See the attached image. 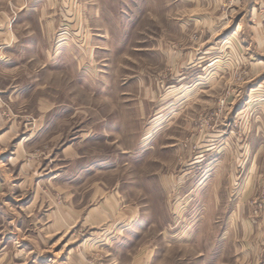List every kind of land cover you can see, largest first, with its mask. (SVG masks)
Listing matches in <instances>:
<instances>
[{
    "label": "rangeland",
    "instance_id": "1",
    "mask_svg": "<svg viewBox=\"0 0 264 264\" xmlns=\"http://www.w3.org/2000/svg\"><path fill=\"white\" fill-rule=\"evenodd\" d=\"M0 264H264V0H0Z\"/></svg>",
    "mask_w": 264,
    "mask_h": 264
}]
</instances>
